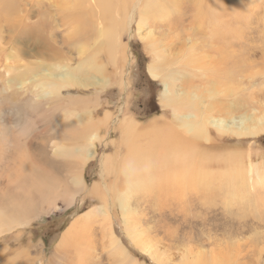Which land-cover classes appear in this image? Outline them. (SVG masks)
Segmentation results:
<instances>
[{
    "label": "rangeland",
    "instance_id": "rangeland-1",
    "mask_svg": "<svg viewBox=\"0 0 264 264\" xmlns=\"http://www.w3.org/2000/svg\"><path fill=\"white\" fill-rule=\"evenodd\" d=\"M68 1L0 0V264H118L96 210L105 205L113 232L137 264H177L183 254L198 255V264H264V131L236 138L209 127L201 148L222 151L204 162L211 174L201 185L174 186L169 194L170 185L162 179L160 186L132 195L131 216L155 244L158 260L131 242L114 203L115 193L125 189L117 169L126 153L119 120L131 117L144 127H163L172 120L158 99L162 82L188 91L214 81L200 65L184 63L189 49L211 66L228 54L236 90L218 100L224 105L229 100L253 118L264 114V0H171L176 6L168 17L157 5L142 8V0H128L129 26L119 34L123 58L118 55L116 63L96 50L103 20L95 0H80L71 8ZM75 24L77 34L72 33ZM81 45L86 54H97L109 83L100 90L66 85L56 97L38 99L33 72L55 65L76 68L83 58ZM154 59L163 64L157 80L146 71ZM23 73L21 83L22 75H16ZM173 74L183 80L174 82ZM14 76L18 80L11 84ZM82 111L89 112L88 123L78 125L73 114ZM92 132L98 135L94 157L82 162L77 182L78 158L60 155L56 147L81 148ZM23 153L29 171L41 179L40 189L21 180L17 164ZM236 157L247 173L233 186L221 167ZM72 223L75 230L62 244Z\"/></svg>",
    "mask_w": 264,
    "mask_h": 264
},
{
    "label": "bare ground",
    "instance_id": "bare-ground-1",
    "mask_svg": "<svg viewBox=\"0 0 264 264\" xmlns=\"http://www.w3.org/2000/svg\"><path fill=\"white\" fill-rule=\"evenodd\" d=\"M68 2H72L69 7L71 8L77 5L80 0H69ZM95 2L100 10L103 20V26L98 29V41L95 42L96 50L98 47L103 52L105 51L106 57L110 61L114 60L116 63L117 57L122 55L120 54V31L125 30L129 26L126 10L128 7V0H95ZM172 3L171 0L141 1L142 8L150 7V9H155L154 6L157 5L160 13H163L166 17L170 15L171 6H176V1ZM153 14H155V12ZM197 15L198 18L203 21L202 14L197 13ZM78 32L79 26L75 24L72 27V33L77 34ZM150 34L151 32H148V35L146 33L147 36H145V39L148 40ZM151 41L153 44V40ZM149 48H151V46H149ZM87 50L84 49V45H81L78 48V51L83 55V58L80 60V64L76 68H60L59 65H55L51 66L50 69L33 72L31 78L38 81L37 86L34 85L39 89L37 91V98L48 97L51 99L52 97H56L60 88L66 85H79L82 87L94 86L99 90L104 88L105 85L109 83L107 80L108 78L104 76V69L102 65L97 62V54L95 52L86 54ZM121 58H123V55ZM229 59L230 56L224 54L223 57H219L216 66H211L212 62H206L205 56L198 59L194 57L193 51L189 49L184 63L193 66L197 65L198 67L200 65V69L205 71L206 74L208 73L209 77L214 81L212 83H204V86L201 89L195 85V87L191 86V89L188 91L180 90L179 87H176L177 89H175L173 85L170 87L167 80L165 82L161 81L163 88L159 93L158 99L163 108H168L170 112V120H172L170 122L168 121L163 127H160L157 123H152L151 125L144 127V125H139L134 118L131 119L130 116V118L122 117L119 120V128L122 132L121 144L126 149V153L117 169L120 168L119 171L123 175L125 189L115 193L114 203H116L120 209L125 234L143 253L148 254L155 260L159 259L155 244L149 239V237H147L146 230L142 229L140 225L138 227L137 223L134 222L131 216L132 210L130 209L129 200L132 195L136 192L142 191L146 187L153 188L158 186L162 179H166L168 182L165 183L170 185H167L168 187L166 188V190L169 189V194L171 193L170 189L174 186H191L194 181L201 185L204 178L211 174L209 173L211 170H207L206 167H203L204 162L216 159L215 157H217V153L222 151H216V148L215 151H212L211 149L214 147L210 148L208 145L206 146L210 149L201 148V141L209 140V127L213 128L219 136L230 135L236 138L253 137L258 135L259 132L264 131V114L253 118L248 113L237 108L235 104L232 105L229 103V100H227V103L225 102V105L221 100H218L219 95L228 96L236 90L235 87H232L233 68L231 64L228 65L227 63ZM82 67L84 70L79 71ZM162 69V61H159L158 59L152 60L146 67L147 74L154 80L160 79ZM26 73L16 75H22V79L21 77H18L21 83L22 80H24L23 78L27 76ZM16 76L10 79L11 84H15L12 82L18 80ZM171 76V78H174V82L178 79L183 80L182 77L175 78L174 74ZM182 80H180V82ZM218 103L224 105V107L220 108ZM71 112L72 111H67L66 113L70 114ZM76 113L77 115L75 117ZM76 113L73 114V120L76 121L78 125H81L84 122L88 123L86 119L89 114L88 111ZM79 128H77V130H79ZM74 130L76 131V129ZM82 136L84 135H81V137ZM84 138L86 144L81 146V148L70 146L64 147L63 145H57L56 147V152L60 155H73L76 159L78 158V163L76 162L78 170L73 175V179L77 180V182L81 181L82 162L86 163L89 159L94 157L93 142L98 139V135L96 132H92L90 135H85ZM25 154L26 153L22 154L23 157L17 164V170H19L20 176L25 177V179L21 178V180L25 183L27 182L33 187L39 188L42 186L41 179L38 177V173H35L32 170L29 171V163L26 160ZM224 155L229 154L226 152ZM226 160L227 159H225L224 162L228 163L225 164L223 168L221 167L225 172V177L228 181L225 182L231 185L236 181L242 183L245 180V174L247 173L244 172V168H239L242 163L239 162L237 157L232 161ZM254 169L255 171L257 170V168ZM248 171L249 174H252L251 169H248ZM220 173L221 172L218 174L219 176ZM215 179L218 180L217 178ZM207 180L209 179L207 178ZM160 185L161 184H159V186ZM215 185L216 184H214V186ZM96 210H99L100 215H102L101 217H103L104 223L102 230L108 240L111 253L119 260L117 263L137 264L113 232L109 222L108 213L106 212V205L104 208L98 207ZM92 212V215L96 214V211ZM16 213L17 212H14L11 215L15 216ZM91 213L86 218L90 217ZM4 220L6 222L11 219L10 217H6ZM2 222L3 221H0V227L3 226L1 224ZM72 226L73 223L62 234L60 240L62 244L75 230L72 229ZM71 229L73 231H70ZM197 256L194 254H183L181 261L177 264H198L199 261L197 260Z\"/></svg>",
    "mask_w": 264,
    "mask_h": 264
}]
</instances>
